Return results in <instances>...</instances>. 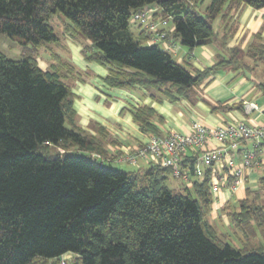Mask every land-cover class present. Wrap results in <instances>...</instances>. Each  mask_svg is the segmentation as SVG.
Instances as JSON below:
<instances>
[{
  "label": "trees",
  "instance_id": "1",
  "mask_svg": "<svg viewBox=\"0 0 264 264\" xmlns=\"http://www.w3.org/2000/svg\"><path fill=\"white\" fill-rule=\"evenodd\" d=\"M241 5L260 9L264 0H0V33L24 50L19 60L0 54V264H56L65 254L73 264H264V245L253 243L257 236L264 243V166L254 188L220 209L236 247L208 220L207 174L174 191L165 184L170 169L159 164L112 167L104 130L92 136L74 123L69 82L79 74L54 52V63L41 69L27 51L59 42L51 26L59 17L66 35L87 41L83 59L107 69L106 87L188 99L242 52L231 49L191 73L160 42L149 43L151 34L132 16L153 9L151 18L171 28L165 41L193 48L212 39L217 17ZM252 49L264 58V44ZM129 112L142 132L158 135L152 108ZM196 160L192 154L181 163L191 177Z\"/></svg>",
  "mask_w": 264,
  "mask_h": 264
},
{
  "label": "crops",
  "instance_id": "2",
  "mask_svg": "<svg viewBox=\"0 0 264 264\" xmlns=\"http://www.w3.org/2000/svg\"><path fill=\"white\" fill-rule=\"evenodd\" d=\"M212 27L214 35L210 41L193 48L178 44L171 54L173 59L193 73L214 66L219 57H230L231 49H238L242 53L194 87L188 99L179 96L171 101L142 86H136L132 90L108 88L102 82L107 69L92 62L98 67L94 68L95 72H88L85 65L84 78L69 82L74 94V123L92 136H97L100 127L104 130L107 135L105 157L110 165L129 164L133 167L132 171H141L148 165L138 158L135 164L126 160V154L145 144L154 134L142 132L133 122L129 110L134 107L148 106L155 111L151 122L158 135H166L172 131L187 132L193 121L218 126L233 120L252 123L264 120V58L257 56L252 49L255 44H264V7L253 9L241 5L236 12H229L224 19L217 17ZM246 102H254L257 110L246 113ZM211 145L217 144L211 142ZM250 177L247 182L254 181ZM178 184L181 188L180 181ZM238 194H243V191ZM220 197L223 198L224 194L221 193ZM221 214V210L219 213L211 210L208 216L209 222L217 231L228 223L226 216ZM216 219L219 225H216Z\"/></svg>",
  "mask_w": 264,
  "mask_h": 264
},
{
  "label": "built area",
  "instance_id": "3",
  "mask_svg": "<svg viewBox=\"0 0 264 264\" xmlns=\"http://www.w3.org/2000/svg\"><path fill=\"white\" fill-rule=\"evenodd\" d=\"M136 13L131 22L151 34L149 43L160 42L163 50L172 54L178 44L165 41L169 31L167 20H153L151 12ZM246 113L257 110L254 102L244 104ZM211 142L217 145L212 146ZM197 154L192 173L182 168L187 156ZM159 164L170 169V176L184 186L191 187L192 179L202 180L206 174L207 189L212 200V210L219 211L229 200L239 198L246 181L253 172L264 166V120L252 123L245 120L226 121L218 126H207L193 121L187 132L172 131L166 135L152 134L147 142L126 154V160L136 159ZM224 197L221 198L220 194Z\"/></svg>",
  "mask_w": 264,
  "mask_h": 264
},
{
  "label": "rangeland",
  "instance_id": "4",
  "mask_svg": "<svg viewBox=\"0 0 264 264\" xmlns=\"http://www.w3.org/2000/svg\"><path fill=\"white\" fill-rule=\"evenodd\" d=\"M199 5V4H198ZM203 7L201 6V9ZM197 9L199 10V6H197ZM51 26L54 30L55 35L58 38L57 43L54 44H43L38 48H33L32 45L27 46V51H33V54L36 56V60L38 62V65L41 69L48 68L51 63H54L52 57L50 56L51 52L56 53V55L62 60L65 61L69 64H71L74 70L75 74L78 73L80 77L85 76V67H88L86 70L88 72L90 70H93L95 72L94 68H98L95 64L92 63H84L83 56L81 53L82 47L87 44L84 39L81 37L73 38L69 35H66L64 33V28H65V22L59 18L55 17L51 20ZM214 28L216 29V23L213 24ZM131 30L136 32V28H134V25L131 24ZM23 47L13 39H10L8 36L5 34L0 33V54L4 55L6 58L11 59V60H19L22 59L23 55ZM83 60V61H82ZM79 63L81 65H79ZM84 65H83V64ZM87 72V73H88ZM84 78V77H83ZM86 78V77H85ZM69 81V80H68ZM112 167L116 169H121V170H126V171H131L133 167L129 164H112ZM260 172H255L251 175L250 179H254V181H248L245 185V187L249 188H254L256 185V180L259 178ZM179 181L173 179L172 177L168 176L167 179L165 180V184L172 190L174 191H179L180 190V185L178 184ZM240 195V194H239ZM240 198V197H239ZM237 198H235L236 200ZM233 201V199H232ZM262 201V199L257 200V202ZM235 202V201H234ZM215 213H219V211H214ZM216 225H219L218 219L215 220ZM221 227V226H217ZM220 232L222 235L225 237V241L231 243L232 245L236 247H240V241L238 240V237L233 233V231L225 226L223 228H220ZM240 237V235H238ZM253 243L256 245H264L261 237L257 236L254 240ZM74 263V255L73 254H65L60 257V260L56 264H73Z\"/></svg>",
  "mask_w": 264,
  "mask_h": 264
}]
</instances>
